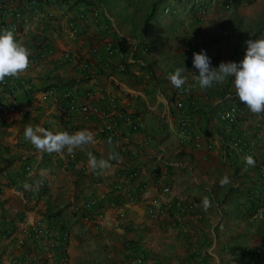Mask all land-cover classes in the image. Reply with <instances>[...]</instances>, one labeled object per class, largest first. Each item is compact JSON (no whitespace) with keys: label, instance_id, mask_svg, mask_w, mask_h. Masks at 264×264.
Wrapping results in <instances>:
<instances>
[{"label":"crops","instance_id":"1","mask_svg":"<svg viewBox=\"0 0 264 264\" xmlns=\"http://www.w3.org/2000/svg\"><path fill=\"white\" fill-rule=\"evenodd\" d=\"M169 2L0 0V28L12 30L30 56L54 49L19 75L29 87L15 101L0 91V264H16L40 247L34 239L16 242L23 223L69 231V264L83 256L89 264H137V255L141 264H264V219L253 216L264 201V116L247 108L236 123L218 119V110L236 99L233 80L201 89L193 53L206 51L218 68L236 60L237 42L222 35L219 7L190 23L163 14ZM246 2L264 9V0ZM189 35L195 38L186 49ZM177 68L198 103L186 135L173 103L178 88L169 80ZM26 124L54 132L87 129L95 142L72 153L40 152L25 140ZM109 137L117 158L107 170H89L87 152L107 158ZM248 155L255 166L245 165ZM224 175L230 183L221 187ZM25 182L32 188L25 190ZM91 200L103 208L94 221L76 210ZM180 202L193 207L183 211Z\"/></svg>","mask_w":264,"mask_h":264},{"label":"clouds","instance_id":"2","mask_svg":"<svg viewBox=\"0 0 264 264\" xmlns=\"http://www.w3.org/2000/svg\"><path fill=\"white\" fill-rule=\"evenodd\" d=\"M245 55L239 62L222 61L218 68L211 67V58L202 50L193 53V67L198 70L199 75L194 79L201 89L210 88L213 84L222 83L228 77H233L235 94L239 101L244 104L253 115L264 116V35L255 40L246 41ZM30 50L15 38L14 32L8 28H0V82L5 77L16 78L24 73L29 67ZM183 69L177 68L170 74L169 80L176 88H183L186 77L182 75ZM24 138L29 141L35 149L40 152L63 153L65 149L72 153L75 149H84L85 146L94 143L93 133L87 129L73 133L67 131H52L43 127H33L26 124ZM110 146L107 158H97L91 151L87 152L88 168L93 172L104 171L112 165L110 161L118 156L112 150V139L108 138ZM246 166H255V160L251 155L244 158ZM230 183V178L224 175L220 180L221 187ZM25 190L32 185L25 182ZM205 210L209 205L205 197L203 201Z\"/></svg>","mask_w":264,"mask_h":264},{"label":"built area","instance_id":"3","mask_svg":"<svg viewBox=\"0 0 264 264\" xmlns=\"http://www.w3.org/2000/svg\"><path fill=\"white\" fill-rule=\"evenodd\" d=\"M207 0H172L169 2L163 9V14L167 15L170 13L179 14L184 13L186 9H189L190 13H194L197 15L199 19H203L207 12ZM238 0H217L218 3H223L225 6L234 5ZM175 12V13H174ZM22 24H30L29 18L22 17ZM4 27V24L0 25ZM21 27V24H20ZM15 29H18V23L14 25ZM75 31V29H74ZM193 38L195 35H189L184 38L182 41V45L186 49H190L193 47ZM110 48V47H109ZM149 45H144V50H148ZM54 53V49L47 48L43 52H40L36 57H29V67L40 64L43 60L48 59ZM110 53H114V49L110 48ZM69 59L77 60L81 62L84 66H87V62L85 59L78 55H68ZM234 80L233 77H231ZM29 87V82L26 78L18 76L16 78L13 77H5L3 82H0V91L5 93V99L7 101H15L14 98L17 94L23 90L24 88ZM188 87L183 86V88H178L176 91V97L173 101L176 108L181 111V116L179 118V127L184 135L188 134V129L190 124L193 121V114H195L198 110L197 100L191 97L189 93ZM235 101L229 103L228 105L222 107L218 110V119L224 123H236L237 121L245 118L247 116V107L242 104L238 97L235 96ZM186 100H188V106L186 107ZM6 105L5 103H3ZM11 110H15V105H9ZM84 111H88V107L82 108ZM115 111L118 112V115L125 119L128 122H132V118L129 114H127L123 110H119L115 108ZM133 128H137L135 123H132ZM112 128V127H111ZM201 143L200 139L196 140V145ZM234 145L241 146V142L239 140H235L233 142ZM246 148H250V146L245 143ZM250 148L249 150H251ZM253 151H250V153ZM253 154V153H252ZM27 172H30L33 169L32 164H27L25 166ZM133 174H136L134 172ZM260 175L264 180V164L260 169ZM124 181L118 182L115 185V189L118 190L122 187V183ZM164 191H169L168 187L164 188ZM259 193H255L254 195H259ZM262 202V201H261ZM193 207V203H179V208L181 210L191 209ZM94 208V209H93ZM77 211L81 212L84 219L88 221H94L99 217H102L103 208L97 204L95 200H91L86 202L82 206L77 207ZM151 212H153L151 210ZM154 213V212H153ZM254 217L264 219V201L259 204L256 210L253 213ZM34 239L35 243H39L38 248H35L33 251L29 252L26 256L16 262V264H69V254L68 247L70 242V233L64 228H45L41 224L35 225L33 227L28 226L26 224H22L19 228L18 235L16 236V242L23 246L27 243L28 240ZM133 262L137 264L142 263V256L137 255L133 258Z\"/></svg>","mask_w":264,"mask_h":264},{"label":"rangeland","instance_id":"4","mask_svg":"<svg viewBox=\"0 0 264 264\" xmlns=\"http://www.w3.org/2000/svg\"><path fill=\"white\" fill-rule=\"evenodd\" d=\"M172 0H170L171 2ZM248 2V1H247ZM246 0H238L234 5L225 6L223 3H218L217 0H207V9L208 12L206 16L203 19H199L197 15L194 13H190L189 9L184 11V13L179 14H167V16H173L174 19H186L187 21L191 22H198V21H204L207 18V15L210 11L213 9L216 10L218 7L219 9L223 10L222 18L219 23V28H221L223 25H225L228 21H232L234 24L238 23L240 18H245V25L248 23H258L260 24L262 20H264V9L258 10V8H255L253 5H248ZM225 11V12H224ZM163 12V9H162ZM175 13V12H174ZM190 22V23H191ZM252 31H247L244 34L241 35H234L235 41L237 42L236 46V52H238L236 60L234 62H239L241 60V55L246 51V41H248L252 35Z\"/></svg>","mask_w":264,"mask_h":264},{"label":"trees","instance_id":"5","mask_svg":"<svg viewBox=\"0 0 264 264\" xmlns=\"http://www.w3.org/2000/svg\"><path fill=\"white\" fill-rule=\"evenodd\" d=\"M247 31H252L253 34L250 37V39L252 40H255L261 35H264V20H262L260 24L248 23L247 25H245V18H240V20L236 24H234L232 21H228L225 25L221 27V32L223 36L241 35L246 33ZM245 52L241 55V60L243 59ZM77 264H89V261L87 260L86 256H83L79 258Z\"/></svg>","mask_w":264,"mask_h":264}]
</instances>
